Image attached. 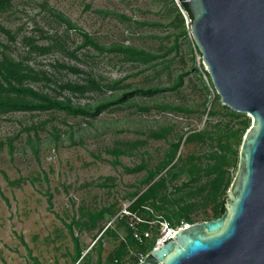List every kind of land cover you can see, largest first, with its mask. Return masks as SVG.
Listing matches in <instances>:
<instances>
[{
    "label": "rangeland",
    "instance_id": "1",
    "mask_svg": "<svg viewBox=\"0 0 264 264\" xmlns=\"http://www.w3.org/2000/svg\"><path fill=\"white\" fill-rule=\"evenodd\" d=\"M51 10L61 12L105 44L113 41L129 44L157 57L148 62L125 61L114 53H98L92 48L78 50L77 57L58 50L30 51L23 41L26 36L34 37L40 44L59 39L69 52L80 42L78 32ZM182 15L183 21L171 0H14L11 7L0 11V23L14 34L10 38L0 32V50L60 79L75 80L81 75L53 66L58 61L80 66L105 80L122 79L121 84L130 86H172L183 74L178 88L150 96H134L95 119L63 111L0 114V264H72V234L80 245H88L89 253L86 256L84 253L80 264L91 263L89 254H95L97 246L95 242L90 247L94 236L122 202L134 199V192L141 188L150 170L173 152L179 137L202 129L209 120L211 127L222 121L221 114L210 118L205 112L217 92L191 30L185 32L191 20L185 12ZM33 85L59 98L70 97L79 104H93L114 92L104 89L84 95L58 93V88L44 79ZM167 104L186 109L171 110L164 106ZM153 131H163L165 136L154 138L150 135ZM113 147L123 149L124 153L116 157L109 152ZM209 149V144H202L189 158L204 163ZM137 165H143L142 169L128 171ZM162 177L166 178V170L158 172L154 181ZM185 177L166 178L160 193L166 194L169 201L160 203L159 200L160 204L180 207L174 200L175 187ZM210 178L202 173L191 180V185L204 184ZM211 181L218 191L219 182L215 178ZM207 203V199H201L187 214L195 222L206 220L210 213ZM145 205L152 210L149 214L142 213L153 221L150 237L155 235L158 224L162 228L161 221L173 227L185 221L182 215L165 219L163 208ZM116 225L127 239L130 233L127 225L124 222ZM110 250L112 254L115 252L113 248ZM137 251V244L133 242L122 259L114 257L112 264L119 261L134 264Z\"/></svg>",
    "mask_w": 264,
    "mask_h": 264
},
{
    "label": "trees",
    "instance_id": "2",
    "mask_svg": "<svg viewBox=\"0 0 264 264\" xmlns=\"http://www.w3.org/2000/svg\"><path fill=\"white\" fill-rule=\"evenodd\" d=\"M13 1L14 0H0V11H4L11 7ZM171 2L177 8L179 17L181 16V21L184 20V16L180 9H182L192 21V15L185 0H171ZM177 3L179 5H177ZM51 12L57 18L64 21L68 27L73 28L78 32L81 37L80 42L71 52H69L59 39L53 38L47 44H40L34 37L26 36L23 41L29 45L30 51L47 53L58 50L71 55L72 57H77L76 52L78 50L85 48L91 50L92 48L98 53H114L125 61L148 62L157 57L156 54L133 45L116 41L105 44L85 29L71 22L61 12L54 10H51ZM113 14L127 18L124 14ZM187 31H190V28L189 30L185 29V32ZM0 32L6 34L10 38L14 37L12 31L1 23ZM195 46L198 49L196 44ZM53 66L59 67L71 74L81 76L79 79L75 80L70 78L60 79L53 73L36 69L26 60L17 58L5 50H0V114L17 111H63L73 116L95 119L105 110L119 107L123 103L126 104L129 99L134 96H150L158 92L173 90L178 88L183 81V74H180L172 86H130L129 84H121L122 79L105 80V78L100 75L91 71H85L80 66L65 61H58ZM207 74L209 75L208 72ZM43 79L47 84H53L56 86L58 88V93L67 91L71 94L84 95L90 92H102L104 89H110L114 92L93 104H79L74 103L70 97L59 98L58 96L50 94L43 89L36 88L33 85V82ZM218 100H220V97L216 94L215 99L210 107L205 109V112L207 117L210 118L221 114L223 116L222 121L215 124L214 127H211L209 120L206 126L202 129L186 132L181 135L178 142L174 145L173 152L171 151L168 153V156L154 170H150L148 176L142 181L141 188L134 192V202L131 206L133 210H139L140 213L146 212L149 214V210L142 207L149 203L156 209L163 208L165 211L163 217L165 219L170 220L172 217H179L182 215L185 222L193 223L195 221L187 214L192 208L191 206L196 205L201 199H207L209 201V205L207 203V206H210V213L206 220L216 218L223 213L228 199V190L238 169L239 150L243 137L251 126V118L246 114L233 111L227 106L217 103ZM164 106H168L171 110L181 111L186 109L180 105L173 104H167ZM150 135L154 138L165 136L163 131H153ZM1 144L2 142L0 141V146ZM202 144L210 145V149L205 155L206 162H194L189 156L196 152L194 149L197 148L198 150V146H201ZM180 148L184 151L183 153ZM179 150L180 153L178 154ZM109 152L118 157L124 153V150L119 147H113ZM182 158L185 159L183 162L180 161ZM116 161L118 162V160ZM142 167L143 165H137L133 168L127 169L128 171L133 172L142 169ZM162 169L166 170V178H171L172 180L186 176L182 179L181 185L175 187L176 195L174 200L177 205H180L178 209H175L173 206H170L169 208L168 206L160 204L169 201L166 194L160 193L162 186L166 184V178L162 177L154 181V177ZM232 169H235V172H233ZM202 173H205L209 178L212 177L204 184L192 186L191 180H196V178ZM213 178L216 179V182H219L217 184L219 185L218 191L215 190L216 187L212 184L211 180ZM204 192H206L205 195H203ZM51 198L52 195L49 194L48 202L50 203V206L52 205ZM159 200L161 201L160 203ZM109 210H111V208ZM69 228L71 229V226H69ZM146 229H148V225L143 224L141 230L144 231ZM155 232V235L151 239L146 241L143 240L142 242L135 240L130 232L127 239L122 241L121 248L115 251L105 264H112L114 257L115 259L121 260L124 253H126L127 249L133 242L137 244L138 251L145 253L149 252L156 245L160 233L159 224L155 229ZM72 238L74 241L75 259H79L83 253L81 245L79 239L74 234H72ZM98 240L96 242H98ZM28 252H31L30 249H28ZM88 253L89 251L85 256ZM133 262L134 264L138 263L135 255L133 256ZM102 263L103 262L99 257L97 264ZM118 264H122L121 261H119Z\"/></svg>",
    "mask_w": 264,
    "mask_h": 264
},
{
    "label": "water",
    "instance_id": "3",
    "mask_svg": "<svg viewBox=\"0 0 264 264\" xmlns=\"http://www.w3.org/2000/svg\"><path fill=\"white\" fill-rule=\"evenodd\" d=\"M185 2L221 103L251 126L223 213L178 228L137 264H264V0Z\"/></svg>",
    "mask_w": 264,
    "mask_h": 264
},
{
    "label": "built area",
    "instance_id": "4",
    "mask_svg": "<svg viewBox=\"0 0 264 264\" xmlns=\"http://www.w3.org/2000/svg\"><path fill=\"white\" fill-rule=\"evenodd\" d=\"M133 202H134V199L126 200V201L122 202V204L120 205L119 210L104 225L103 229L100 231V233L97 236V238L91 243L90 247L95 244V242L98 240V238L105 231H107L108 229H113L116 226L117 222H124L127 225L128 229L130 230L133 238L135 240L139 241V242H142L143 240L146 241V240L152 238V237H150L149 227L151 226L153 221L148 219V218H146V217H144L142 215V213L139 212V210H133L131 208ZM142 207L144 209H146V210H149V212H152V210H151V208L149 206L143 205ZM160 223L163 226H162V228H160V233H159V236L157 238L155 246L168 241L178 228H181V227L186 226V225L189 224V223H187L185 221H182L180 223V225H176L175 227H173L171 224H169L166 221H164V222L161 221ZM143 224H147L148 225V229L142 231L141 230V226ZM134 255L136 256V258H137V260L139 262V261H141L144 258L146 253L142 252V251H138ZM81 258H83V256H81L73 264H80ZM126 264H129V262H127Z\"/></svg>",
    "mask_w": 264,
    "mask_h": 264
},
{
    "label": "crops",
    "instance_id": "5",
    "mask_svg": "<svg viewBox=\"0 0 264 264\" xmlns=\"http://www.w3.org/2000/svg\"><path fill=\"white\" fill-rule=\"evenodd\" d=\"M100 232H98L94 238L92 239V242L97 238V236L99 235ZM116 238V240H115ZM125 240V237L121 234V232L119 231V226L116 225L113 229L107 230L106 232H104L98 242H96L97 246L95 249V254H89V257L92 258L91 263L87 261V263L85 264H97L99 257L102 260V264H105L112 254V251L110 250V248H113V250L117 251L121 248V243L122 241ZM100 245V247H99ZM99 247V250H98ZM102 248V249H101ZM81 249H82V256L84 255V253L86 254L88 251V245H81ZM88 255V254H87ZM84 257V256H83ZM71 263L76 262L78 259H75V254L73 252V254H71L70 257ZM84 260V258H82L81 262ZM80 262V263H81ZM72 263V264H73ZM133 263V262H132ZM61 264V263H58ZM63 264H67V263H63ZM131 264V263H130Z\"/></svg>",
    "mask_w": 264,
    "mask_h": 264
}]
</instances>
